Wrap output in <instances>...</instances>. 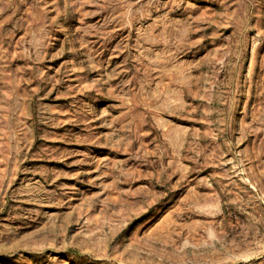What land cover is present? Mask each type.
<instances>
[{"label": "rangeland", "instance_id": "rangeland-1", "mask_svg": "<svg viewBox=\"0 0 264 264\" xmlns=\"http://www.w3.org/2000/svg\"><path fill=\"white\" fill-rule=\"evenodd\" d=\"M0 264H264V0H0Z\"/></svg>", "mask_w": 264, "mask_h": 264}]
</instances>
